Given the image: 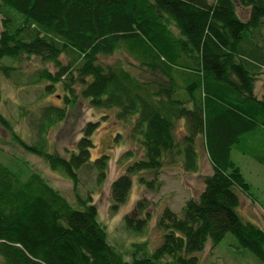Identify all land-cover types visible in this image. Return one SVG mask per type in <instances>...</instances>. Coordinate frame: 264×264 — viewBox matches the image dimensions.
Segmentation results:
<instances>
[{
    "label": "trees",
    "instance_id": "trees-1",
    "mask_svg": "<svg viewBox=\"0 0 264 264\" xmlns=\"http://www.w3.org/2000/svg\"><path fill=\"white\" fill-rule=\"evenodd\" d=\"M238 5L249 9L247 18ZM263 21L264 0H0V76L16 83L24 61L36 57L42 67L30 83H44L45 94L65 91L63 106L42 103L40 94L33 111L22 110L32 140L17 132L20 118L13 123L0 111L11 136L0 141V264H199L198 252L228 232L264 264V229L237 209L240 193L253 197V187L232 156L239 148L264 165L256 153L264 149V93L256 91ZM81 99L116 109L136 144L124 151L129 162L111 184L113 212L129 199L136 175L160 188L167 163L198 168L199 147L206 148L213 170L204 176L205 192L187 204L191 216L183 221L181 212L163 209L161 242L150 251L145 240L122 252L100 219L94 192L107 180L111 159L91 157L101 121L88 120L76 148H49V130ZM6 144L69 178L73 200ZM150 212L140 199L121 225L141 235Z\"/></svg>",
    "mask_w": 264,
    "mask_h": 264
},
{
    "label": "rangeland",
    "instance_id": "rangeland-1",
    "mask_svg": "<svg viewBox=\"0 0 264 264\" xmlns=\"http://www.w3.org/2000/svg\"><path fill=\"white\" fill-rule=\"evenodd\" d=\"M239 14L247 18L249 15V9L243 8L240 5ZM264 29V21H263ZM1 29V25H0ZM38 58L34 57L32 60H25L22 64L23 76L20 77L15 83L13 79L5 78L0 76V84L2 88V102L0 103V111L7 113L8 117L13 121L20 118L15 128L19 135L32 140L30 134L29 123L23 116V112L27 109L33 111L32 104L39 98V95L45 94L46 85L44 83L39 84L31 81V77L37 69L42 67V63ZM44 66H46L44 64ZM50 66V65H49ZM258 86L264 82L262 74L258 77ZM18 84V85H17ZM64 94L65 91L61 86H58L53 93L45 94L43 96L42 103L57 104L60 106L64 105ZM23 107V109H22ZM39 108V104L37 106ZM29 110V111H30ZM9 112L14 113V117L8 114ZM88 120L97 121L100 120V126L98 130L93 134V140L95 142V148L92 149L91 157L92 160L101 156L104 153L110 155V167L108 178L102 186L96 187L94 192V199L99 208L100 219L103 223L108 226L109 240L122 252H128L130 249L133 250V243L142 242L145 240L149 241L148 250L154 249L157 244L161 242V231L157 228V220L166 206L180 212L182 206L185 204V200L193 197H199L203 182V175L212 172L210 157H208L206 148H201V170L199 173L189 176L182 175L181 164L175 165L167 163L164 167L160 181V188H151L147 184L139 182L138 174L134 177V186L130 192L129 199L123 203L118 212L111 210L112 194L111 184L113 181L125 171L129 161L122 160L124 151L129 149L131 146L134 147L136 144L129 140L127 133L129 131L128 125H125L119 121L116 117V109H100L92 107L87 100H79L76 103L69 105L67 117L64 121L57 123L52 126L48 132L49 148L52 151H59L62 154L67 152V149H74L77 146L78 140L82 136V130L85 127ZM181 127V123H179ZM123 134V138L120 140L115 139V135L118 133ZM7 129L0 124V141H11V136L8 135ZM6 144L5 146L14 150L21 160L29 161V163L42 172L43 176L49 179V181L57 189L61 190L71 200L72 195V181L64 177L58 172L50 170L45 164L42 157L35 154H30L22 146L13 144ZM245 147L247 144L245 141L242 142ZM9 149V151H12ZM143 150L137 149L138 156L142 155ZM256 153L264 157V149H256ZM233 158L237 163L242 166L243 174L246 176L248 182L252 184L253 196L257 198L258 202L253 198L240 193L241 202L238 207L240 215L246 220L252 221L256 225L258 224L261 228H264V165H260L257 158L249 154L240 152L239 148H235L232 153ZM148 178L151 175L144 172L142 173ZM94 179L89 177V186H92ZM143 199L148 203L149 210L151 211L152 220L148 225V228L143 234H136V232L129 233L123 228L124 216L132 212L138 200ZM263 206V207H262ZM181 208V209H180ZM238 241L234 234L227 233L226 237L222 242L213 245L212 242H208L203 251H199L201 264H260L257 258L253 255L249 249L243 247H237ZM239 246V245H238ZM244 252H242V251ZM229 251V252H228ZM241 253V254H238ZM247 254L252 255L253 258ZM262 264V263H261Z\"/></svg>",
    "mask_w": 264,
    "mask_h": 264
},
{
    "label": "bare ground",
    "instance_id": "bare-ground-1",
    "mask_svg": "<svg viewBox=\"0 0 264 264\" xmlns=\"http://www.w3.org/2000/svg\"><path fill=\"white\" fill-rule=\"evenodd\" d=\"M261 44H264V41L261 43ZM258 67L259 68H257V70H259V71H261V74H262V78H263V80H264V61H261V62H259V64H258ZM263 89H264V82L263 83H261V85L260 86H258L257 87V89H256V91H257V94H259V96H262L263 95V93H264V91H263ZM178 123H181V122H178ZM181 125H184V123L183 124H181ZM182 127V126H181ZM183 128V127H182ZM185 130V128H183V131H182V134H185L186 132L184 131ZM238 136V134L235 136V137H237ZM240 136V135H239ZM200 138L198 137L197 138V140H199ZM212 168V167H211ZM180 169H182L181 170V173H182V175H185V176H189V178H191V176L192 175H194V174H197V173H199L200 172V170H201V164L198 166V168L197 167H195V166H193V165H190V166H181V168ZM212 170H213V168H212ZM212 173V172H211ZM205 175H207V174H204L203 175V177H202V179H203V185H202V188H201V192H200V195L199 196H201L204 192H205V187H206V183H207V180H205L204 179V176ZM245 195H247V194H245ZM252 195H253V193H252ZM250 197V196H249ZM192 198H194L193 196H192ZM192 198H189V199H187V200H185L186 202H185V204L182 206V209L180 210V212H181V221H183V220H185L187 217H189V216H191V213L189 212V211H187L186 209H185V207L187 206V204L192 200ZM240 198H241V195H240ZM251 198H253L255 201H257L258 202V200H257V198H255L254 196L253 197H251ZM241 200H242V198L240 199V202H241ZM240 206V204L238 205V207ZM238 207H237V209H238ZM263 207V206H262ZM243 218V217H242ZM244 219V218H243ZM247 220V219H246ZM249 221V220H248ZM252 222V221H251ZM253 223V222H252ZM255 224V223H254ZM258 225V224H257ZM259 226V225H258ZM260 227V226H259ZM261 228V227H260ZM261 229H264V228H261ZM229 233V232H228ZM226 235H227V233H226ZM226 235L220 240V242H222V240L226 237ZM237 247L239 248V246L237 245ZM204 250V249H203ZM203 250H201V251H203ZM240 251H242V250H240ZM229 252V251H228ZM242 252H244V251H242ZM252 252V251H251ZM238 254H241V253H238ZM247 255H249V256H251L252 258H253V260H255V258L252 256V255H250V254H247ZM254 255V254H253ZM258 260V259H257ZM257 260H255V261H257ZM258 263H260L259 262V260L257 261ZM199 264H201V261H199ZM261 264V263H260Z\"/></svg>",
    "mask_w": 264,
    "mask_h": 264
}]
</instances>
